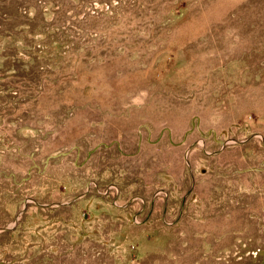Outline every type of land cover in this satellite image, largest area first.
I'll return each mask as SVG.
<instances>
[{
    "label": "rangeland",
    "instance_id": "1",
    "mask_svg": "<svg viewBox=\"0 0 264 264\" xmlns=\"http://www.w3.org/2000/svg\"><path fill=\"white\" fill-rule=\"evenodd\" d=\"M0 264H264V0H0Z\"/></svg>",
    "mask_w": 264,
    "mask_h": 264
}]
</instances>
